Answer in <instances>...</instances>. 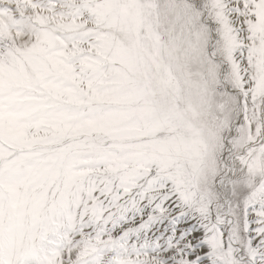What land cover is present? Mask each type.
Wrapping results in <instances>:
<instances>
[{
  "label": "snow or ice",
  "instance_id": "1",
  "mask_svg": "<svg viewBox=\"0 0 264 264\" xmlns=\"http://www.w3.org/2000/svg\"><path fill=\"white\" fill-rule=\"evenodd\" d=\"M0 264H264V0H0Z\"/></svg>",
  "mask_w": 264,
  "mask_h": 264
}]
</instances>
